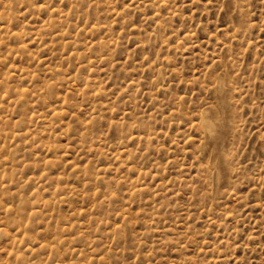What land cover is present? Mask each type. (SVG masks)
<instances>
[{
  "label": "rangeland",
  "instance_id": "obj_1",
  "mask_svg": "<svg viewBox=\"0 0 264 264\" xmlns=\"http://www.w3.org/2000/svg\"><path fill=\"white\" fill-rule=\"evenodd\" d=\"M0 264H264V0H0Z\"/></svg>",
  "mask_w": 264,
  "mask_h": 264
}]
</instances>
